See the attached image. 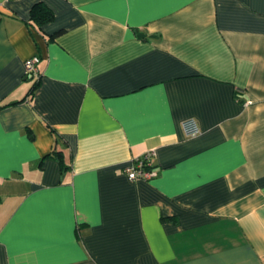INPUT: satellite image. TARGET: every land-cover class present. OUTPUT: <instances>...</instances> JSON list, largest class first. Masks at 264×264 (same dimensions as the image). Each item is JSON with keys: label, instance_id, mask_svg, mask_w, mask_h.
<instances>
[{"label": "crops", "instance_id": "crops-1", "mask_svg": "<svg viewBox=\"0 0 264 264\" xmlns=\"http://www.w3.org/2000/svg\"><path fill=\"white\" fill-rule=\"evenodd\" d=\"M0 264H264V0H0Z\"/></svg>", "mask_w": 264, "mask_h": 264}, {"label": "built area", "instance_id": "built-area-1", "mask_svg": "<svg viewBox=\"0 0 264 264\" xmlns=\"http://www.w3.org/2000/svg\"><path fill=\"white\" fill-rule=\"evenodd\" d=\"M39 63V57H33L25 62V73L27 77H39ZM183 126L186 131V134L189 137L197 136L200 133L196 122L193 120H188L184 122ZM149 157L150 155H148L146 158L136 159L132 161L131 165L126 170L129 180L134 182L138 180H150L157 175L156 172L152 170V166L149 162Z\"/></svg>", "mask_w": 264, "mask_h": 264}, {"label": "trees", "instance_id": "trees-1", "mask_svg": "<svg viewBox=\"0 0 264 264\" xmlns=\"http://www.w3.org/2000/svg\"><path fill=\"white\" fill-rule=\"evenodd\" d=\"M54 14L52 11L43 4H36L31 11V20L37 25L41 26L48 22L53 21ZM54 155V154H53Z\"/></svg>", "mask_w": 264, "mask_h": 264}]
</instances>
